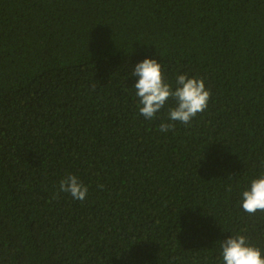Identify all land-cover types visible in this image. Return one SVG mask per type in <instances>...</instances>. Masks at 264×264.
<instances>
[{
  "label": "trees",
  "instance_id": "1",
  "mask_svg": "<svg viewBox=\"0 0 264 264\" xmlns=\"http://www.w3.org/2000/svg\"><path fill=\"white\" fill-rule=\"evenodd\" d=\"M145 58L202 78L206 110L145 119ZM261 161L264 0H0V264H222L236 234L264 256Z\"/></svg>",
  "mask_w": 264,
  "mask_h": 264
},
{
  "label": "clouds",
  "instance_id": "2",
  "mask_svg": "<svg viewBox=\"0 0 264 264\" xmlns=\"http://www.w3.org/2000/svg\"><path fill=\"white\" fill-rule=\"evenodd\" d=\"M131 75L138 77L133 88L138 97L139 113L145 119H153L172 101V106L168 107V120L189 125L197 114L208 107L211 92L202 78L189 77L184 73L176 77L174 84L169 83L164 78L161 64L149 58L138 62ZM174 127V123L161 122L159 130L168 132ZM261 164L264 165V161ZM227 191H231V186ZM59 192L69 193L73 199L83 201L88 188L77 176L69 173L59 181ZM241 207L250 215L264 212V172L251 179L249 187L243 190ZM220 257L222 264H264L261 249L242 234L230 235L221 241Z\"/></svg>",
  "mask_w": 264,
  "mask_h": 264
}]
</instances>
